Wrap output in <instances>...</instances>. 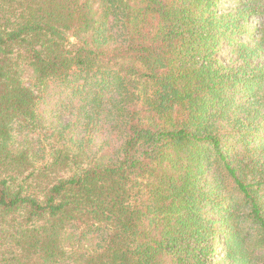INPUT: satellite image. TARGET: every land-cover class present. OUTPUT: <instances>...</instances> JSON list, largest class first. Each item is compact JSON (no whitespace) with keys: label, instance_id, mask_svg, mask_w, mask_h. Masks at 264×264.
I'll list each match as a JSON object with an SVG mask.
<instances>
[{"label":"trees","instance_id":"obj_1","mask_svg":"<svg viewBox=\"0 0 264 264\" xmlns=\"http://www.w3.org/2000/svg\"><path fill=\"white\" fill-rule=\"evenodd\" d=\"M0 264H264V0H0Z\"/></svg>","mask_w":264,"mask_h":264},{"label":"rangeland","instance_id":"obj_2","mask_svg":"<svg viewBox=\"0 0 264 264\" xmlns=\"http://www.w3.org/2000/svg\"><path fill=\"white\" fill-rule=\"evenodd\" d=\"M49 100H47L48 102ZM52 103V102H51ZM49 112H52V109L47 108L46 111H45V117H49ZM30 138V137H28ZM28 138H26V140L30 141ZM38 139H36V141H34L35 143H37L38 141L42 143L43 141V137L41 136H37ZM14 143L20 145V144H23L24 142V139H25V134H20V135H17L15 134V137H14ZM33 145V144H32ZM43 146H45L44 142L42 143V148ZM44 151V149H42ZM242 215L241 219H238L236 224H232L230 221H226L225 223H219L217 225V228H219L214 236V241H216L215 245L217 244H220V237L222 235L226 236L223 232H225L228 228V226L232 225L235 230H236V233L239 234L238 237H242L246 240H248L251 235L255 232L256 230V226L253 224L252 222V219L251 218H246V216H248L247 212L246 213H242L240 214ZM72 230V228H71ZM228 234V233H227ZM245 236V237H244ZM218 240V241H217ZM91 240H88V241H82L81 243H78L75 245V249H77V251L82 254H86L88 251H90V245L93 244L94 245V242H90ZM65 242L68 244L70 243L68 239L65 240ZM76 243L77 241H73V243ZM98 243H100V241H98ZM75 258H73L72 260L74 261Z\"/></svg>","mask_w":264,"mask_h":264}]
</instances>
